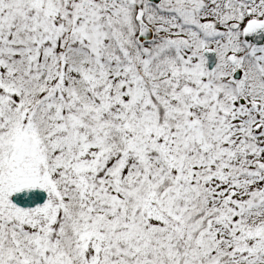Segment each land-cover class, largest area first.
<instances>
[{
  "label": "snow or ice",
  "instance_id": "1",
  "mask_svg": "<svg viewBox=\"0 0 264 264\" xmlns=\"http://www.w3.org/2000/svg\"><path fill=\"white\" fill-rule=\"evenodd\" d=\"M0 264H264V0H0Z\"/></svg>",
  "mask_w": 264,
  "mask_h": 264
}]
</instances>
